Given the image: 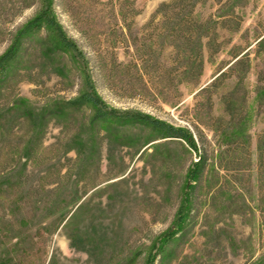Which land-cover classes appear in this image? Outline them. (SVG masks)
<instances>
[{
  "label": "rangeland",
  "instance_id": "374dc122",
  "mask_svg": "<svg viewBox=\"0 0 264 264\" xmlns=\"http://www.w3.org/2000/svg\"><path fill=\"white\" fill-rule=\"evenodd\" d=\"M14 45L0 264H264V0H0Z\"/></svg>",
  "mask_w": 264,
  "mask_h": 264
},
{
  "label": "trees",
  "instance_id": "16d2710c",
  "mask_svg": "<svg viewBox=\"0 0 264 264\" xmlns=\"http://www.w3.org/2000/svg\"><path fill=\"white\" fill-rule=\"evenodd\" d=\"M42 24H46L48 28H51L54 32L57 33V35L60 37V40L62 43H64L69 49L73 48L74 43L70 42L69 40L66 39L62 27L58 25L57 21L54 19L52 16V12L50 8L45 9L44 11L41 12V15L30 23L26 24L24 26V30L20 33V35H25V34H30L31 32L35 30H39ZM18 46V45H17ZM17 46H12L8 52H6L4 55L0 57V75L6 73V70L10 67L12 59L15 57V55L19 52L17 51ZM19 47V46H18ZM82 102H90L93 103L97 106L101 105V100L98 96L89 93L85 94L81 98ZM120 113H117L115 110H108V109H100L97 114L96 118L98 119H106V120H119L120 118ZM131 120H137L139 122H142L143 124L150 126L160 132H163L165 136L168 137H183L186 139L189 143H193L192 137L189 135L187 131H184L183 129H177L174 126L170 124H165L164 122L155 119L153 117H149L143 114H135L133 117H131ZM201 165L200 160L194 168L191 170L190 177L192 178L193 181L198 180V176L201 174V170L197 169L198 166ZM171 236L166 239L167 241L170 240L174 237L175 231L170 232Z\"/></svg>",
  "mask_w": 264,
  "mask_h": 264
}]
</instances>
